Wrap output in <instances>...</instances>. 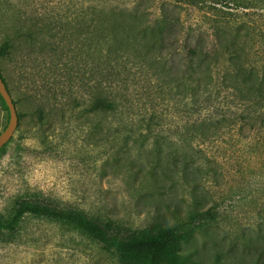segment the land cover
Listing matches in <instances>:
<instances>
[{
	"label": "rangeland",
	"instance_id": "obj_1",
	"mask_svg": "<svg viewBox=\"0 0 264 264\" xmlns=\"http://www.w3.org/2000/svg\"><path fill=\"white\" fill-rule=\"evenodd\" d=\"M165 4L176 11L183 36L209 41L213 25L233 17L264 28V2L245 8L225 0H0V44L16 38L13 52L0 58V69L19 114L17 130L0 149V216L10 215L23 198H38L111 216L130 229L154 230L187 220L196 207L215 206L216 220L183 242L185 250L195 248L194 264H264V225L258 226L264 214L263 159L239 170L245 155L238 129L192 142L221 161L218 177L183 169V152L192 151L187 128L201 114L225 113L233 104L228 92L213 91L201 113L189 87H163L152 70L129 65L134 75L123 69L120 81L112 83L119 94L116 111L85 109L100 79V50L88 49L87 40L93 29L98 38L99 8L126 9L128 16L152 22ZM21 26L59 47L27 41L26 34H17ZM258 36L261 50L264 40ZM150 118L155 130H138ZM9 119L0 99V133ZM0 264L121 263L117 251L66 224L27 215L16 234L0 238Z\"/></svg>",
	"mask_w": 264,
	"mask_h": 264
},
{
	"label": "trees",
	"instance_id": "obj_2",
	"mask_svg": "<svg viewBox=\"0 0 264 264\" xmlns=\"http://www.w3.org/2000/svg\"><path fill=\"white\" fill-rule=\"evenodd\" d=\"M225 1L229 5L245 8L264 2ZM124 11L127 12L126 9L101 6L98 38L96 29L87 38L88 49L95 51L98 47L100 50V79L97 80L96 92L86 106V111H116L119 94L115 84L120 81L123 69L134 75L129 65H139L150 74L152 70L161 79L163 87H168L170 83L178 87H189L195 102L193 105L201 107V113L206 109L205 102L212 100L213 91L218 94L228 92L233 104L225 113L220 116L201 114L187 128L191 136L189 143L192 151L183 152V169L187 172L188 167H193L200 175L211 171L218 177L217 170L220 169L221 161L209 156L203 149L193 147L192 142H205L213 136L217 138L224 128L238 129V141L245 155L238 162L239 170L243 171L246 165L250 167L256 158L263 159L261 167L264 169V42L259 41L262 49L258 50L255 41V37L258 41V34L264 40V28L244 18H226L213 25L209 42L204 36H183V26L169 4L163 6L162 16L152 22L138 20L137 14L131 13L128 16ZM17 34H26L29 42L44 43L52 49L59 47V43L53 42L55 40L46 42L41 32L25 30L22 26ZM182 39L185 47L178 53L177 45ZM15 41L13 36L6 37L0 44V58L13 52ZM70 51L74 52L73 49ZM65 65H69L68 60ZM3 78L10 89L4 75ZM103 78L110 80V85L105 86L107 82ZM116 78V83L112 84ZM0 99L10 118L9 107L1 93ZM14 101L18 102L16 99ZM43 110L39 109L40 115H43ZM152 121L153 118L147 122L141 120L138 130L153 132L155 128ZM197 153L202 156L200 159L196 156ZM216 214L215 206L203 210L196 207L189 218L182 222L167 223L154 230L130 229L111 216L93 215L38 198H23L17 202L10 215L0 216V238L16 234L24 218L34 215L66 224L99 242L104 248L117 251L121 264H194L197 263L195 248L192 251L185 250L183 242L196 230L212 224L216 220ZM262 215L258 224L260 227L264 225V214Z\"/></svg>",
	"mask_w": 264,
	"mask_h": 264
},
{
	"label": "water",
	"instance_id": "obj_3",
	"mask_svg": "<svg viewBox=\"0 0 264 264\" xmlns=\"http://www.w3.org/2000/svg\"><path fill=\"white\" fill-rule=\"evenodd\" d=\"M0 93L5 99L10 110L9 123L7 127L0 133V149H1L11 140L19 125V114H18L17 106L14 101V97L7 86V83L3 78L1 71H0Z\"/></svg>",
	"mask_w": 264,
	"mask_h": 264
}]
</instances>
